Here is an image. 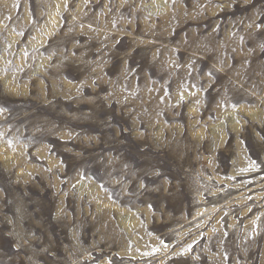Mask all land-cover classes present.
<instances>
[{
	"label": "rangeland",
	"instance_id": "1",
	"mask_svg": "<svg viewBox=\"0 0 264 264\" xmlns=\"http://www.w3.org/2000/svg\"><path fill=\"white\" fill-rule=\"evenodd\" d=\"M0 264H264V0H0Z\"/></svg>",
	"mask_w": 264,
	"mask_h": 264
}]
</instances>
